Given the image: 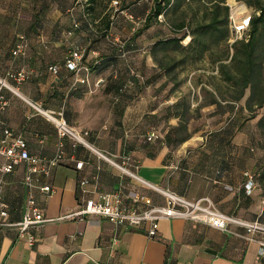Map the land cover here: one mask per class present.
Here are the masks:
<instances>
[{"label":"crops","instance_id":"0c3cea01","mask_svg":"<svg viewBox=\"0 0 264 264\" xmlns=\"http://www.w3.org/2000/svg\"><path fill=\"white\" fill-rule=\"evenodd\" d=\"M144 4L149 5L147 0H140L138 6ZM150 8L151 5L142 9L144 18ZM125 11L133 16V21L125 17L132 26L144 20L136 9ZM126 20H118L116 26L110 21L107 33L125 34ZM130 23L127 25L131 26ZM57 29H51L50 40L42 30L34 32L36 36L22 55L11 54L17 38L13 44L0 41V80L4 79L8 85L0 88L6 102L0 107V136L3 128L22 134L29 152L40 157L53 155L59 141L65 152L64 160L42 180L52 187V194L45 197L35 191L36 203L47 217L56 220L32 228L31 243L26 234L19 236L16 226L1 224L0 264H264V255H258V244L245 240L242 237L245 229L237 225H230L231 232H224L188 218L161 219L156 235L149 237L148 222L133 228H116L106 219L93 215L62 218L83 205L88 195L82 193L78 181L94 174L98 176V191L113 192L121 187L124 194L140 193L157 205L165 201L159 192L121 174L70 137L59 138L54 121L48 117L50 113L55 117L60 114L75 131L87 130L86 139L95 148L113 156L130 155L136 163L132 171L156 187L189 201L208 197L218 211L263 225L264 154L254 152V124L244 120L247 110L243 102L234 105L233 121L201 123L194 128L188 124L189 138L177 145L167 144L165 136L178 123L182 98L147 89L116 94L117 87L125 80L121 59L92 71L87 83L73 86L74 75L63 66L71 50L84 48L88 62L117 51L113 46L109 49L92 46L89 40L84 46L58 40L52 37ZM135 32L127 43L132 45L131 52L137 60L140 58L135 64L152 72L158 70L149 46L161 34L156 32L145 41H134ZM14 35L20 34L14 32ZM53 64L60 66L57 76L47 69ZM19 68L31 70V78L21 84L5 79L7 71ZM160 76L154 85L166 80L164 75ZM197 92V108L209 112L211 118L219 117L216 106L203 105L204 94ZM208 127L210 132L202 136L201 129ZM152 130L159 138L147 141L146 135ZM75 160L83 162L80 170L75 168ZM245 172L255 184L249 194L244 188ZM23 174L21 164L3 176L2 198L9 209L7 217L0 221L17 223L22 219L27 199ZM255 237L264 239L260 233Z\"/></svg>","mask_w":264,"mask_h":264},{"label":"built area","instance_id":"2783aa9c","mask_svg":"<svg viewBox=\"0 0 264 264\" xmlns=\"http://www.w3.org/2000/svg\"><path fill=\"white\" fill-rule=\"evenodd\" d=\"M88 1V0H86ZM117 4V1H114ZM228 6V28L229 38L227 46L232 53V46L240 41L247 42L250 39V21L254 14V10L248 7L243 2L237 0H227L225 3ZM127 19L133 21V16L127 11H120ZM258 14V13H257ZM162 21V16L158 17ZM79 24L73 19L72 28L76 30ZM71 34V33H70ZM188 38V36L186 37ZM115 49L121 60L127 61L128 51L125 48V43L116 40ZM28 41L24 35H18L17 41L12 48L13 56L25 54ZM85 49L76 47L71 50L64 58L63 66L74 75V85L77 83H87L88 76L94 65L99 64L100 59L96 57L93 61H86L84 58ZM48 71L57 76L60 66L57 64L49 65ZM217 72V67H215ZM32 71L25 68L9 70L6 72L7 80H11L16 84H21L31 78ZM134 79H142L140 74L133 68L128 67V78L119 88L118 93L124 92L126 89L134 85ZM8 87L4 79L0 80V88ZM118 96L114 97L116 100ZM3 97L0 95V107L5 105ZM48 117L54 121L59 138L68 136L76 143L83 145L85 148L92 151L98 158L118 169L121 174L131 177L141 184L159 192L164 197V204L157 205L152 200L140 193L124 194L121 187L113 192H101L97 190V174L91 177H83L78 181L82 193L87 194L83 205L72 213L65 215L62 218H83L90 215L101 217L112 223L116 228L119 227H137L143 222H148L147 235L154 237L158 230V221L169 218H188L195 221L206 223L214 228L224 232H231L230 225L241 226L245 229V234L242 237L251 242L258 244V255H264V239L256 238L255 234L264 235V225L258 221L246 222L236 217L226 215L218 211L208 197H202L196 200H186L168 189H160L155 185L140 178L132 171V167L136 166L132 162L130 155L113 156L112 154L95 148L87 141L89 132L87 130L75 131L70 128L66 122L59 116H53V113L48 114ZM159 135L155 130L150 131L146 135L147 141L158 139ZM64 145L61 141L57 143L56 149L50 157H40L31 154L27 148L26 140L20 133H15L9 128H3L0 136V218L5 219L8 215V204L2 198L3 176L11 174L15 168L21 164L24 165L23 184L27 191V199L22 215V219L17 223H6L0 221V225L16 226L20 237L27 235L28 241H34V236L30 230L35 227L43 226L44 224L56 220L45 215L43 209L35 201V191L40 192L45 197L52 194L53 189L42 180L50 176L51 170L58 166L65 158ZM72 160L73 156L70 157ZM76 161V160H75ZM83 162L76 161L75 168L81 169ZM247 180L244 184L245 192L249 194L255 186L251 176L245 172ZM89 186H92L89 189ZM143 205L140 207L139 205ZM61 219V218H59Z\"/></svg>","mask_w":264,"mask_h":264},{"label":"rangeland","instance_id":"374dc122","mask_svg":"<svg viewBox=\"0 0 264 264\" xmlns=\"http://www.w3.org/2000/svg\"><path fill=\"white\" fill-rule=\"evenodd\" d=\"M114 1H117V4ZM147 1L149 5L153 4V0ZM138 3H140V0H0V41L2 43L13 44L14 39L17 38L16 34L14 35L15 32L24 35L29 43L36 36V32L40 33V30L46 33L44 36L46 35L47 40H50L52 28H58L52 37L82 46L89 40L92 46L109 49L111 48L110 46L116 47L114 43L116 44V40H118L121 43H125V48L129 54L128 60L143 77L142 84H139L141 86H138L139 88H136V90L143 91L147 89L152 93L161 92L163 93L162 95L180 96L182 99H185V106L188 109L184 116L186 122L192 128L201 123L213 124L216 122L215 124H218L221 122L224 124L233 121V113L232 111H228L229 105L227 104L220 105L219 117L211 118L209 112L197 109L199 104L196 103L197 91H199L200 95H203L208 91L216 90L220 97H228L226 84L222 81L220 72L215 71L216 63L229 62L231 51L225 42L217 46L213 45L208 52L204 53L201 59L192 61L188 58L182 66L178 67L176 75L181 82L173 92L171 91L173 87L171 82L164 86H161V82H158L156 85H152L149 82L146 83L149 75H151V71L146 66L141 68L138 64H135V62L140 61V58L137 60L134 53L131 52L132 45L127 44L134 30L137 31L142 27L144 20L132 26L120 12L127 8L136 9L137 12L142 13L140 15L141 19H144V11L142 12V9H147L149 5L147 7L146 4H144L145 6H138ZM204 11L205 7L203 5L199 7L195 5L192 9L179 10L175 16L173 15L172 19L178 22L177 20L184 17L191 22L193 20L200 22L203 21ZM108 18L114 22L113 26L117 25L118 20H126V23H123L126 26L125 34L115 36L104 32L103 25ZM73 19L79 24L76 30L72 28ZM162 20L163 22L157 21L153 23L147 30L139 34L137 40L134 41H145L146 37L156 32L162 36L169 35L170 21L165 22L163 17ZM127 23H130L129 25L131 26H128ZM131 27L134 30H131ZM186 31L189 33L186 28L180 30L178 33L181 35ZM104 33L108 35L105 36ZM189 41L190 37L184 38L182 44L185 45ZM168 53L174 60L184 57L182 52L170 51ZM125 64L126 61L125 63L123 62L124 66L122 65L124 78L128 76L126 75ZM132 87L129 90L133 89ZM246 115L247 117L245 116L244 120H249L254 124V152L256 154H264V105L262 108L256 109L253 114L247 112ZM209 128L201 129V135L208 134L210 132Z\"/></svg>","mask_w":264,"mask_h":264},{"label":"trees","instance_id":"16d2710c","mask_svg":"<svg viewBox=\"0 0 264 264\" xmlns=\"http://www.w3.org/2000/svg\"><path fill=\"white\" fill-rule=\"evenodd\" d=\"M225 2L226 0H153L142 27L134 33L133 38L159 21L158 17L160 15L165 22L170 21V24L168 23L170 34L167 36L160 35L149 46V54L158 70L151 71L146 83L149 82L154 85L161 77L160 75H164L166 80L161 82V86L171 82L173 84L171 91L173 92L181 82L176 75L178 67L182 66L188 58L192 61L201 59L204 53L208 52L213 45L217 46L222 42H227L230 35L228 28L229 9ZM240 2L252 7L254 10L250 21V39L247 42H237L232 46L229 62L216 63L217 72H220L221 79L226 84L228 97H220L216 90H214L215 94L208 91L204 94L202 104H213L219 111V107L222 105L221 102H224V104L229 105L228 111H232L235 104L243 102L247 112L253 114L256 109L262 108L264 105V0H241ZM195 5L196 7L200 5L205 7L203 21L193 20L191 22L184 17L177 20L178 22L172 19L173 15L175 16L179 10L192 9ZM160 22H163V20ZM109 28L110 20L108 18L103 25L104 32H107ZM184 28L189 33L186 31L179 35L178 32ZM106 34L104 33L105 36ZM187 36L190 37V41L184 45L182 40ZM170 51L182 52L184 57L174 60L168 53ZM116 59H120L117 52L108 54L105 58L100 59L99 64L92 67L91 72L110 66ZM128 59L129 54L125 64L126 75H128V67L138 72ZM140 76L142 79H134L133 89L141 86L139 84H142L143 77L141 74ZM127 78L128 76L119 84L116 94ZM180 105L181 112L179 113L178 123L176 126L170 127L166 133L167 144L177 145L190 136L188 123L184 116L188 109L185 106V99H181ZM251 116L250 118H252Z\"/></svg>","mask_w":264,"mask_h":264},{"label":"bare ground","instance_id":"6f19581e","mask_svg":"<svg viewBox=\"0 0 264 264\" xmlns=\"http://www.w3.org/2000/svg\"><path fill=\"white\" fill-rule=\"evenodd\" d=\"M189 38V37H188ZM52 120V119H51ZM55 121V120H54Z\"/></svg>","mask_w":264,"mask_h":264}]
</instances>
